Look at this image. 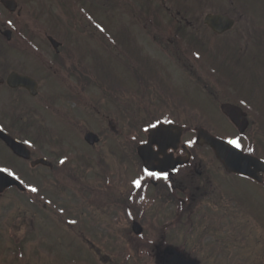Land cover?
<instances>
[{
    "label": "rangeland",
    "instance_id": "obj_1",
    "mask_svg": "<svg viewBox=\"0 0 264 264\" xmlns=\"http://www.w3.org/2000/svg\"><path fill=\"white\" fill-rule=\"evenodd\" d=\"M77 1L85 6H81ZM77 1H63V6L58 4L67 22L60 30L71 32L72 36L76 37L75 42L80 45L81 38L86 37L85 45L82 46L84 49L81 46L80 48L84 52L82 54L88 55L85 65L88 79L98 81L101 72L103 79H108L110 84L105 80L104 83L101 82L103 92L99 88H88L90 102H102L100 114L103 116H100L99 121L92 120L89 116L78 117L75 118V125L69 127L63 125L62 120H55L49 114L43 115L46 112L42 114L36 109L39 96L30 97L20 92L14 93L18 111L24 115L27 111L32 112L35 109L41 121L40 127L47 129L54 126L58 130L55 129L57 133L64 132L62 130L69 127L72 150L77 149L70 158L62 154L61 160L50 159L56 168L55 173H51L47 169H30L28 165L11 158L0 148L1 158L10 164L7 169L14 173L26 189L23 194L8 189L0 198V264H97L93 259V254L99 251L96 236L106 240L110 233L102 223H99L97 229L93 225L92 230L86 229L85 224L83 226L86 230L79 226L81 213L78 207L81 203L80 197L75 194L80 191L79 178L81 180L83 169L90 163L81 155L88 148L74 134L75 128L80 126L79 130L83 133L84 128L90 131L102 130L110 137L111 127H114L115 132L119 131L117 142L108 141L105 136L104 143L99 147L104 162L116 166V170L120 172L125 170L124 174H128L129 178L135 172L133 176L135 174L136 180L141 181V187L136 190L148 191V187L142 189L144 180L140 160L135 154L136 148H131L128 144L126 135L129 134L125 127H121V117L127 118L128 114L139 110L143 113L141 109L154 112L157 115V123L171 121V124L182 127L187 132L184 142L191 141L189 144L193 147L196 129L200 127L209 131L214 129L217 135L234 139V129L219 112V103L231 101L253 110L255 105L259 104L264 109V67L261 65L264 63V47H261V42L264 41V0H245L246 12L243 18L238 20L233 29L221 35L213 34L203 25L202 20L208 14L226 13L228 0H164L168 10L159 9L158 15L146 14L139 18V13H127L130 3L150 9L160 8V2ZM41 4L44 12L36 19L37 23L32 21L33 14L26 11L33 12L31 4L25 6L24 18L18 22L15 23L13 18L12 21L8 19L11 26H14L12 32L21 27H27V31L38 30L39 27H34L36 24L51 32L49 25H53L55 21L64 24L60 16L48 9L51 8L49 0H44ZM180 7L187 11L185 15L176 14ZM136 11L139 12L137 9ZM145 17L147 19H144ZM5 21L0 15V30L7 25ZM185 21H193L194 24L186 25ZM94 22L99 23L101 28H94ZM179 25L190 42L176 34ZM103 32L106 37L101 34ZM103 37L108 42V48L101 42ZM57 40L64 41L61 38ZM86 42L92 45L91 50ZM114 43L117 45L111 48ZM0 44H3L1 35ZM39 44L40 47H46L42 40ZM25 46H21L22 50ZM30 48L34 50V54L37 52L34 46L31 45ZM69 48L64 44L60 50L66 51ZM49 51L52 53V50ZM39 53L40 64H49L50 53L47 54V50ZM82 54L77 50V55H72V61L78 59L79 62ZM17 56L15 51L11 52L12 58ZM228 59L231 62H228ZM33 64L38 63L34 61ZM129 66L136 67L139 83L134 79L135 71H131ZM219 68L227 73L230 81L218 72ZM217 80L221 82L213 83ZM113 82H116L117 87L112 95L109 86ZM54 88L57 91L58 87ZM11 96L10 93L5 95L8 99ZM158 96L162 97L164 105ZM36 132L35 126L31 131H27L28 139L34 140ZM63 136L69 137V133ZM239 142L243 147L244 142ZM58 148L59 146L56 147L57 151ZM60 151L65 152L63 149ZM257 151L264 160V149L261 147ZM199 153L202 158L211 159L204 147L199 149ZM91 157L94 161L95 155ZM62 160L64 163H61ZM53 176H56L55 180ZM226 178L230 182L231 195L222 196L233 218L232 222L229 220L224 224L229 234H226L222 241H218L209 231L200 237L201 247L195 246L198 250L191 249L197 243L198 236L189 239L185 249L196 252L199 257L212 256L205 258V264H264V187L239 175L232 174ZM214 182L218 187L219 181ZM31 188H36L37 191L32 192ZM123 188L124 191L129 190L126 185ZM220 191H224L223 187ZM169 210L168 207L167 211ZM92 212L89 210L90 215ZM99 213L101 214V211ZM96 214L98 216L97 211ZM102 217L107 219L108 215ZM127 222L121 220L119 223V239L137 240ZM170 234L174 237L172 232ZM84 240H88V243ZM103 251L104 255H109ZM115 258L112 256L103 264H132Z\"/></svg>",
    "mask_w": 264,
    "mask_h": 264
},
{
    "label": "flooded vegetation",
    "instance_id": "obj_2",
    "mask_svg": "<svg viewBox=\"0 0 264 264\" xmlns=\"http://www.w3.org/2000/svg\"><path fill=\"white\" fill-rule=\"evenodd\" d=\"M43 1L14 0L16 7L20 10L19 15L16 12L7 11L0 3V15L5 19L13 18L14 22H18L25 14V6L31 4L33 12L30 10L26 11L33 14L34 19L32 21L37 23L36 19L40 18L44 12L43 8H41ZM63 1L66 3V0H53L52 2L49 0L51 8L48 9H51L55 15L60 16L64 24H59V22L55 21L53 25H49L51 32L40 28L37 24L34 27H39L38 30L22 31L23 27H21L20 30L11 33L8 39L4 38L3 44L0 45V129L12 138L23 142L29 149L30 158L29 160H22L16 157L1 139L0 148L8 153L11 158L26 165H30L31 162L40 158L60 160L62 154L70 158L77 148L72 150L70 128L62 130L64 132L57 133L54 126L47 129L39 126L41 121H39L35 109L32 112L27 111L28 113L25 115L18 111L19 106L16 107L17 100L13 97L14 93L20 92L28 96L30 94L22 87L11 88L8 86L7 78L11 72H16L35 80V91L37 93L33 97L39 96L37 100L39 105L37 104L36 109L42 114L46 112L43 115L49 114L55 120H64L62 122L69 126H72L76 122L75 118L78 117L90 116L92 120L99 121L100 116H103L100 114L102 102L95 101L92 103L88 97L89 87L97 89L100 86L99 81L88 79L87 68L85 67L88 55L82 54L84 53L82 46L85 45L86 37L81 38L82 42L80 45L79 42H75L76 37H73L71 32L60 30L67 24L58 5L63 6ZM244 4L245 0H228V9L230 10L227 9L226 13L218 12L233 19L234 24L231 29L235 27L238 20L243 18L246 12ZM164 8L168 10L165 6ZM181 13L185 15L187 11L180 7L176 14L180 15ZM5 22L7 23V21ZM185 23L186 25L194 24L193 21H185ZM92 26L96 29L101 28L100 24L96 22ZM95 33L99 35L98 32ZM49 37H53L58 41V50L48 41ZM58 38L64 41H59L57 40ZM41 40L46 47L39 46V41L41 42ZM102 40L103 38H101V42ZM64 44L70 47L66 51L60 50ZM22 45L27 47L22 50ZM31 45L34 46L35 50L37 49V52H35L37 56L40 54L39 51L42 50H47V54L50 53L49 64L30 65L27 63V57L25 60L21 59H24L23 52H27V55L33 53L32 51L34 50L30 48ZM86 45L90 50L93 48L88 42H86ZM114 46H116V43H114ZM262 46L264 47V45ZM49 49L52 50V53ZM77 50L82 54L79 62L78 59L72 61V55H77ZM12 51H15L18 55L16 58L11 57ZM220 82L219 80L213 81V83ZM115 83L113 82L110 85L113 91L116 90ZM55 86L58 87L57 91H55ZM6 93L12 95L10 99L5 97ZM242 110L245 112L248 124L245 132L241 135L232 126L236 134L234 136L237 137L234 139L244 142L243 150L255 151L264 146V109L257 104L254 110L246 108H242ZM30 118L33 123L29 121ZM24 120L35 125L37 130L35 137H33L34 140L27 143L25 142L29 139H27L24 125L26 122ZM77 123L80 124L79 122ZM79 128H75L74 134L88 148L81 155L90 163L83 169L81 180L79 178L80 191L75 194V196L78 195L80 197L81 203L78 207L81 213L79 214V226H82L84 230H92L93 225L97 229L99 223H102L107 226V230L110 233V235H107L106 240L96 236V243H98L96 246L99 251L93 254L94 262L97 264L107 263L112 256H115V259H119V261L124 263L165 264L171 257L172 251H175L188 263H207L205 258H212V256L199 257L194 252L198 250L195 246H200V237L210 231L215 240L222 241V238L229 234L225 230L224 224L229 220L232 222L233 219L232 215H230V209L226 207L224 202V196L231 195L230 182L226 178L230 174L215 158L212 150L205 145H197L198 138H195V148L194 145L192 147L189 143H185L184 135L187 132L183 129L170 128L164 132L148 129L144 139L145 160L140 165L142 168L141 175L144 180L142 189L148 187L150 190L137 191L132 183L135 180V174L133 176L135 172L129 178L128 174H124L126 173L124 172L125 170L120 172L118 169L116 170V166H111L104 162L103 155L99 150V147L104 143L105 136L108 137V141L117 142L119 131L115 132L114 127H111V137L102 130L92 131L97 135L98 143L87 145L83 141V137L90 130L84 128L83 133ZM56 131L58 130L56 129ZM210 132L214 136L227 140L224 136L217 135L214 129L213 132ZM66 133H69V137L63 136ZM250 133L251 135H249ZM132 145H134L133 142ZM57 146H59L58 151L56 149ZM200 147H204L208 151L209 156H211L210 160L200 156ZM60 149L65 152H61ZM91 155H95L94 161H92ZM9 165L0 156V168H6ZM87 168L89 170L86 171ZM31 169L50 170L51 168L38 164ZM144 169L160 175L155 178L148 177L144 174ZM55 171L53 169L50 170L51 173H55ZM165 174H167V178H164ZM53 178L55 180L56 176H53ZM214 180L219 181L218 187H216ZM125 185L127 188L129 187L128 191H124L123 187ZM222 187L223 192L220 191ZM109 193L110 195H107ZM168 207L169 211H167ZM89 210L93 211L92 215L89 214ZM99 211H101V214ZM104 215H108V218L104 219L102 217ZM121 220L128 221L127 225L130 226V230L137 240L122 241L119 239V223ZM68 222L66 223L68 224ZM135 223H138L141 227V232L138 236L132 230V226ZM84 224L86 229L83 226ZM81 232L84 231L81 230ZM170 232L174 234V237L171 236ZM195 236H198V241L191 248L194 251H188L185 249V245L189 239H193ZM174 241L179 243H174ZM84 242L87 244L88 240H84ZM90 250L92 251V249ZM103 250L109 255H104Z\"/></svg>",
    "mask_w": 264,
    "mask_h": 264
},
{
    "label": "water",
    "instance_id": "obj_3",
    "mask_svg": "<svg viewBox=\"0 0 264 264\" xmlns=\"http://www.w3.org/2000/svg\"><path fill=\"white\" fill-rule=\"evenodd\" d=\"M1 2L5 6H7L9 10H12L13 7L9 5L11 3L10 1L1 0ZM204 23L207 26H209L215 33H222L228 30L229 28H231V26L233 25V21L223 15H208L205 17ZM49 40L53 41V39L51 38H49ZM8 84L11 87H16V86L24 87L27 90H29V92L32 95L35 94V92L33 91V89L35 88V84L33 80H31L28 77L19 76V75L17 76L15 74H12L8 78ZM221 111L232 122V124H234V126L237 128L239 132H243L246 121L243 118L244 117L243 112L238 107L229 104H224L221 106ZM157 129L156 132H164L170 129V127L165 125H160ZM198 137L200 139L199 141L200 144L205 143L209 145V147L213 150L217 159L222 163V165L225 167L227 171L250 177L258 182L261 180L257 175V173L264 172V163L262 161L248 154H244L239 149L235 148L232 145L227 144V142L223 140L213 137L203 129H200L198 131ZM0 138L16 156L23 158L25 160L29 158V151L25 148V146L22 143L12 139L3 131H0ZM85 140L90 144L97 142V138L95 137V134L91 132L85 135ZM145 150H146L145 147H141L138 150L139 156L143 160H145L144 159ZM38 163L51 167V164L45 161L44 159L33 161L31 163V166H34ZM10 186H16L19 190H24L21 184L13 177L9 176L4 172H0V193H2L6 188ZM134 231L135 233H139L140 232L139 227L135 225ZM165 264H192V263H188L179 254L172 251L171 257L167 260Z\"/></svg>",
    "mask_w": 264,
    "mask_h": 264
},
{
    "label": "trees",
    "instance_id": "obj_4",
    "mask_svg": "<svg viewBox=\"0 0 264 264\" xmlns=\"http://www.w3.org/2000/svg\"><path fill=\"white\" fill-rule=\"evenodd\" d=\"M132 9H135V8H132ZM136 9H141V11H144V13L150 14L151 16H154L155 14L158 15L160 13L159 12L160 8L148 9V8H144L143 5H137ZM122 118H121V127L123 128L125 127L128 131L134 130L136 139L137 138L139 139L142 137L143 135L142 130L148 125H150L154 120V117L151 114L144 112V111L143 113H140L139 111H137L134 115H131L129 117L127 116V118H123V119Z\"/></svg>",
    "mask_w": 264,
    "mask_h": 264
},
{
    "label": "snow or ice",
    "instance_id": "obj_5",
    "mask_svg": "<svg viewBox=\"0 0 264 264\" xmlns=\"http://www.w3.org/2000/svg\"><path fill=\"white\" fill-rule=\"evenodd\" d=\"M168 123H171V121H168ZM151 127L154 128V129H157V124H153V125H151ZM157 130H159V129H157ZM25 143H27V141ZM189 143L191 144V141H189ZM227 144L232 145L235 148H240L241 147L240 142L238 140H236V139H229L227 141ZM61 163H64V161L62 160ZM0 172H6L9 176L14 175V173L10 172L7 168H0ZM144 174L146 176H148V177H154V178L158 177L160 175L158 173L151 172L148 169H144ZM164 178H167V174L164 175ZM132 183H133V186H135L136 188H140L141 187V181L140 180H134ZM30 191L36 192L37 189L36 188H31Z\"/></svg>",
    "mask_w": 264,
    "mask_h": 264
}]
</instances>
